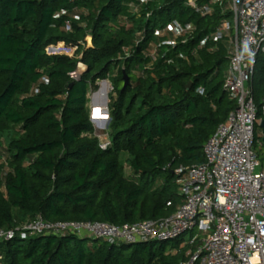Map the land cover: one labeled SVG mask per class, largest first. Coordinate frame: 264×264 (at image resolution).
Instances as JSON below:
<instances>
[{"label": "trees", "instance_id": "trees-1", "mask_svg": "<svg viewBox=\"0 0 264 264\" xmlns=\"http://www.w3.org/2000/svg\"><path fill=\"white\" fill-rule=\"evenodd\" d=\"M222 17L216 7L201 16L187 0H0V229L37 216L121 225L171 215L181 203L175 169L205 160V143L236 107L223 87L227 42L199 46ZM172 19L195 30L170 48L155 30ZM57 43L75 51L47 54ZM109 75L101 148L87 95ZM250 85L255 102L264 95L262 53ZM183 240L16 236L0 241V264H183Z\"/></svg>", "mask_w": 264, "mask_h": 264}, {"label": "built area", "instance_id": "built-area-1", "mask_svg": "<svg viewBox=\"0 0 264 264\" xmlns=\"http://www.w3.org/2000/svg\"><path fill=\"white\" fill-rule=\"evenodd\" d=\"M187 5L201 16L209 15L215 7L223 14L199 46L207 39L227 42L228 67L223 87L236 99V107L205 143V160L175 169L181 181V203L175 211L166 217L121 225L47 221L37 216L14 228L0 229V241L47 234L81 236L85 232L109 243H134L170 241L190 232V237L180 244L191 247L183 264H264V159L260 160L252 148L256 142L257 107L250 85L257 55L264 54V0H208L203 4L187 0ZM130 6L138 12L134 3ZM194 30L193 23L172 19L155 33L165 36L161 45L173 48L185 43ZM156 55L154 47L150 57L154 59ZM69 76L78 79L79 70L71 71ZM103 81L108 83V92L112 91L108 79ZM260 110L264 115V95ZM108 143L100 142V147L105 148Z\"/></svg>", "mask_w": 264, "mask_h": 264}, {"label": "rangeland", "instance_id": "rangeland-1", "mask_svg": "<svg viewBox=\"0 0 264 264\" xmlns=\"http://www.w3.org/2000/svg\"><path fill=\"white\" fill-rule=\"evenodd\" d=\"M75 46L71 47L70 45H64L63 43H57V44H52L46 47L45 51L47 54H67L69 56H71L73 54V52L75 51ZM261 54V53H259ZM80 56V55H79ZM78 68L80 71L83 70V65L80 63L78 64ZM111 73L114 71V68L111 67L110 68ZM136 75L139 74V72L135 73ZM106 79V78H105ZM108 81L110 83L113 82L112 79V75H109L107 77ZM101 83L102 80H98L96 81V85L97 88L96 89H90L88 92V106L90 108V121L92 122L94 129H95V134L97 135L99 141L101 143H105V142H109V137H108V123L106 122V120L109 119V115H108V111H107V103L109 101L110 98H108V94H111L112 91L108 92V87L106 86V91L107 93V100H106V107H98L97 106V101H100L97 97L96 94H98V92L100 91L99 89L102 88L101 87ZM260 100H261V96L256 95L255 96V104L257 107V112H256V120L254 123V131H255V135H256V142L253 145V150L255 151V153L257 154L258 158L260 160L264 159V146H260L258 142H262L261 141V128L259 127V120L262 118V113L260 110ZM105 102V98L103 100V103ZM110 120V119H109ZM178 192L180 191V185H181V181H178ZM82 237H87L90 239H94L93 237H89L85 232H83L81 234ZM183 239L187 240L190 237V232L185 233L184 235H182ZM183 247V246H180ZM191 250V247H187V250L185 251V253L187 251Z\"/></svg>", "mask_w": 264, "mask_h": 264}, {"label": "water", "instance_id": "water-1", "mask_svg": "<svg viewBox=\"0 0 264 264\" xmlns=\"http://www.w3.org/2000/svg\"><path fill=\"white\" fill-rule=\"evenodd\" d=\"M85 42H86V48L92 47V36L88 34L85 37ZM128 83H129V78L127 74L123 71V84L121 87V91L126 87ZM190 85H191V82H188L187 88H189ZM106 97H107V94H106ZM108 121L109 119L106 120L107 123ZM258 124H259V127L261 128V140H262V143H264V118H261Z\"/></svg>", "mask_w": 264, "mask_h": 264}, {"label": "bare ground", "instance_id": "bare-ground-1", "mask_svg": "<svg viewBox=\"0 0 264 264\" xmlns=\"http://www.w3.org/2000/svg\"><path fill=\"white\" fill-rule=\"evenodd\" d=\"M106 86L108 87V83L106 81H103L101 83V87L102 88H100L99 89L100 91L98 92V94H96L98 99L100 100V101H97V106L98 107H103V106L106 105V100H107V97H106V94H107ZM104 98H105V102L103 103Z\"/></svg>", "mask_w": 264, "mask_h": 264}, {"label": "crops", "instance_id": "crops-1", "mask_svg": "<svg viewBox=\"0 0 264 264\" xmlns=\"http://www.w3.org/2000/svg\"><path fill=\"white\" fill-rule=\"evenodd\" d=\"M182 244V243H181ZM181 246V245H180ZM188 247V246H187Z\"/></svg>", "mask_w": 264, "mask_h": 264}]
</instances>
